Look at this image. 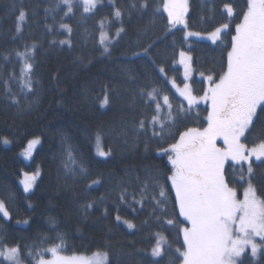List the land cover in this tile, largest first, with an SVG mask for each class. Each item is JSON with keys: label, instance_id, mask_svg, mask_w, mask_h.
<instances>
[{"label": "trees", "instance_id": "obj_1", "mask_svg": "<svg viewBox=\"0 0 264 264\" xmlns=\"http://www.w3.org/2000/svg\"><path fill=\"white\" fill-rule=\"evenodd\" d=\"M130 2L104 0L90 13H84L78 5L74 14L64 16L66 6L55 9L56 0H0V77L7 79L12 72L19 75L22 62L14 50L22 52L25 44L37 45L33 92L26 98L18 95L20 104L15 105L5 96L0 84V199L10 213L9 218L0 214V229L4 230L6 244H20L24 253L25 246L41 245L44 237L48 238L41 245L44 248L59 244L54 239L59 234L64 240L61 252L65 254L104 250L108 253V264H152L156 259L151 256L154 234L159 232L171 246L161 264H169L171 254L182 242L175 228L156 223L149 205L143 209L134 205L137 209L134 212L128 203L119 200L121 186L128 192L138 191L136 176L144 180L158 170L163 182L171 168L168 157L158 151L161 144L134 134L137 122L150 119L152 114V108L145 107L138 93L142 88L159 89L162 95L169 96L174 112L180 107L187 110L188 102L169 81L173 77L180 84L184 82L182 67L176 64L179 52L191 53L195 70L192 87L195 94H204L206 76L215 77L226 69L231 35L235 34V24L240 22L239 13L245 10L246 0H189L191 30L211 32L223 23L230 24L221 41L215 44L207 39L185 38L184 27L171 29L167 13L162 11V0H149L147 10L129 14ZM13 4L22 5L28 13L21 34L15 31L17 13L12 9ZM225 4L233 6L232 17L227 16ZM117 7L123 13L122 23L112 15ZM46 8L53 10L46 14ZM105 18L103 30L112 41L108 54H103L100 44L99 22ZM61 22L72 28L71 34L59 27ZM46 25H51L53 31L48 32ZM121 27L125 31L116 38ZM62 40H69L71 46L60 44ZM149 44L152 47L147 56L133 55ZM9 54L6 61L4 57ZM160 68L164 69L163 73ZM105 86L110 103L101 107ZM12 90L19 92L15 84ZM164 107L166 111L167 106ZM208 107L207 103L193 104L187 118L178 120L172 129L176 138L177 128L182 132L190 127H206ZM180 115L184 117V112ZM261 127L257 124L256 131L244 141L248 146L260 142L256 137ZM122 132L127 133L126 140L120 136ZM98 134L103 150L111 151L108 157L95 151ZM34 137H40L41 143L27 162L21 151ZM3 138H8L10 144L4 145ZM173 142L170 139L162 146L167 148ZM69 146L77 162L87 169V176L69 175L65 171L63 161ZM252 165L253 183L258 194L264 195V180H261L264 163L252 159ZM38 169L40 177L28 194L21 179L25 173ZM226 169L230 185L244 184L233 177L238 172L234 165H227ZM97 179L100 183L92 185ZM171 196L174 197V191ZM89 202H95L94 206L85 210L84 205ZM117 215L121 216L119 222ZM124 220L135 227L128 228ZM244 257L245 264H264V248L259 259L253 258L249 251Z\"/></svg>", "mask_w": 264, "mask_h": 264}, {"label": "snow or ice", "instance_id": "obj_2", "mask_svg": "<svg viewBox=\"0 0 264 264\" xmlns=\"http://www.w3.org/2000/svg\"><path fill=\"white\" fill-rule=\"evenodd\" d=\"M103 2L104 0H56L55 9L65 5L67 10L64 11V16H68L74 14V8L79 5L83 7L84 13H90ZM162 4V11L167 13L169 26L183 25L184 29H188L189 0H162ZM149 6V0H131L128 12L131 14L135 11H144ZM12 9L17 13L15 31L21 34L28 13L22 5L17 7L13 4ZM224 9L228 17L234 15L231 4H225ZM52 10L46 8L45 13ZM112 15L122 23L123 13L118 7ZM239 17L240 22L235 24V34L231 35L226 69L215 77L211 74L206 77L209 87L199 98L192 94L188 84H185L183 89H177L188 101L187 110L180 107L174 112L169 96L162 95L159 89L142 88L138 93L145 107L152 108V114L150 119L142 118L137 122L134 134L137 138L145 136L161 144L158 151L168 157L171 168L168 169L169 174L164 176L163 182L158 170L149 173L144 180L136 176L138 191L128 192L126 187L121 186L119 200L128 203L134 212L137 210L134 205H139L140 209L146 204L149 205L152 210L151 216L155 217L158 225L175 228L178 237L182 236V242L171 254L172 259L169 264H245L246 249L250 248L251 256L259 259L261 249L264 248V195L258 194L257 187L253 183L255 172L252 165V157L264 163L262 159L264 158V0H246L245 10L239 13ZM53 19L55 20V17ZM99 23L100 44L103 46V54H108L112 41L103 31L106 18ZM59 27L69 34L72 32V28L63 22ZM229 27V23H223L208 33L207 38L215 44L221 41L222 35ZM46 29L48 32L53 31L51 25H46ZM124 31L123 27L119 28L116 38ZM198 36H201L200 32L186 31L185 38ZM59 43L71 46L69 40H62ZM151 47L152 44H149L142 52H135L133 55L147 56ZM36 50L35 43L25 44L22 52L14 50L15 55L22 62L19 75L12 72L7 79L0 77L4 94L12 104H20L18 95L26 98L28 93L33 92ZM10 55H6L4 59L9 60ZM179 57V62L185 67V79H187L190 69L188 61L191 57L183 50L179 52ZM159 71L163 73L164 69L160 68ZM13 84L19 88V92H13ZM198 100L209 104L205 117L207 126L190 127L182 132L177 128V139L172 129L176 127L178 120L187 118L191 106ZM109 103L110 94L105 86L100 106L105 107ZM164 106H167L166 111ZM258 108L260 112L257 111ZM182 111L184 117L180 115ZM257 124L262 126L260 135L256 137L260 142L249 148L244 141L256 131ZM120 136L126 140L127 133L122 132ZM170 139L175 142L164 148L163 143H167ZM99 140L100 136L97 135L98 143ZM217 140H222L223 146H218ZM3 143L8 144L9 141L5 138ZM37 143H39L38 139L28 142L23 153L26 158L31 157ZM148 147L146 141L145 151ZM98 154L108 157L111 151L99 150ZM229 161L233 163L229 164ZM244 164L247 165L246 169L243 167ZM226 165L241 166L240 180L247 184L242 198L238 195V188L230 186ZM63 167L69 175L81 177L88 175L87 169L77 162L70 146L65 149ZM24 175L25 180L22 183L24 191L27 192L39 173ZM261 180H264V176ZM99 183L98 179L92 181V185ZM173 191L174 197L171 196ZM94 203L85 204V210L91 209ZM0 214L4 218L10 217L2 200H0ZM116 220L121 221V216L117 215ZM123 222L130 229L135 227L130 221ZM154 235L155 244L151 249V256L156 259L152 264H161V260L171 250V246L164 234L158 232ZM257 237L260 243H257ZM47 239L44 237L41 245ZM54 239H58L60 243L47 248L36 244L25 246L27 252L24 253L20 244L7 245L4 230L0 229V258H2L0 264L4 262L25 264V260L28 264H101V262L107 264L106 252H97L91 257L61 255L63 237L58 234ZM45 253H50L51 258L45 259Z\"/></svg>", "mask_w": 264, "mask_h": 264}, {"label": "rangeland", "instance_id": "obj_3", "mask_svg": "<svg viewBox=\"0 0 264 264\" xmlns=\"http://www.w3.org/2000/svg\"><path fill=\"white\" fill-rule=\"evenodd\" d=\"M187 18H188V17H187ZM176 27H183V25L170 26L171 29H174V28H176ZM185 30H186V31H193V32H200V33H201V36L193 37V38L207 39V40H209V39L207 38V35H208V33H210V32L195 31V30H191L190 28L185 29ZM103 31L107 34V32H106L105 30H103ZM210 41H211V40H210ZM105 43H106V41H105ZM183 51H185V52L187 53V55L191 57V60L188 61L189 65H190V69H189V72H188V78L185 79V67H184L183 64H181V63L179 62V61H180V57L178 56V59H177V61H176V64L182 67V74H183L184 82L180 84V83H178V82L175 80V78H173V77H169V81H170L171 85L174 87V89L176 90V92H177L179 95H180V93H179V91H177V89H178V88H179V89H183L184 85H185V84H188V85H190V87H191L192 94L195 95V96H197V97L199 98V97L202 96L203 94H195V92H194V90H193V87H192V82H191V81H192V78H193V76H194V73H195L194 66H193V62H192V55H191V53H190L189 51H187V50H183ZM206 77H207V76H206ZM173 82H174V85H175V86L173 85ZM208 87H209V82L207 81V88H208ZM207 88H206V90H207ZM180 96H181V95H180ZM181 97H182L184 100H186L183 96H181ZM186 101H187V100H186ZM187 102H188V101H187ZM198 103H206V102H204V101H202V100H198V102L195 103V104H198ZM207 104H208V103H207ZM208 105H209V104H208ZM258 109H259V108H258ZM258 109H257V110H258ZM206 126H207V125H206ZM98 135H99V134H98ZM99 136H100L99 143H98V141H97V136H96V140H95V142H94V144H95V151H96L97 154H98L99 150H103L102 140H101V135H99ZM4 139H5V138H3V140H4ZM6 139L9 141V143H8V144L3 143V144H4V145H9V144H10V140H9L8 138H6ZM33 139H38V140H39V143H37V144L34 146V148H33V150H32L31 157H30V158H26V157L23 155L24 150L26 149V147H27V145H28V142L31 141V140H33ZM29 141L27 142L26 146H25V147L22 149V151H21V156H22L27 162H29V161L33 158V156H34V154H35L37 148L39 147V145H40V143H41V138H40V137H34V138L30 139ZM217 145H218V146H223V141H222V140H217ZM247 146H248V145H247ZM253 146H255V145H253ZM253 146H248V147L251 148V147H253ZM103 151H104V150H103ZM98 155H99V154H98ZM252 159H255V157H252ZM262 159H264V158H262ZM230 163L232 164L233 162L229 161V164H230ZM226 167H227V165H226ZM234 167L236 168V170H237L238 172H237V173H234V174H233V177H234L235 179L239 180L240 183H243V181L240 180L241 166H240V165H234ZM243 167L246 169V168H247V165L244 164ZM36 172H38L39 175H37L35 181L33 182L32 187L29 189V191H27L28 194L31 192L33 186L35 185V183L38 181V179H39V177H40V174H41L40 169L36 170V171L33 172V173H36ZM33 173H31V174H33ZM31 174H29V175H31ZM245 177L247 178V173H246V172H245ZM24 180H25V176L21 179V184H22V185H23L22 181H24ZM230 186H232V185H230ZM233 186H235V187L238 188V195H239L240 198H242V193H243L244 187H247V184L244 183V184H242V186H240V187H239L238 185H233ZM23 187H24V185H23ZM0 200H1V199H0ZM256 240H257V243H260V240H259L258 237L256 238ZM248 251L251 253V249L248 248V249H246L245 254H246ZM97 252H101V253H103V252H106V251H104V250H98V251H95V252H92V253H76V254H65V253H62V252H61V255H65V256L78 255V256L91 257V256H93L94 253H97ZM106 253H107V252H106ZM107 254H108V253H107ZM245 254H244V255H245ZM49 258H51V254H50L49 256H45V259H49ZM108 262H109V258H108L107 264H108ZM25 264H28V263L25 262ZM101 264H103V262H101Z\"/></svg>", "mask_w": 264, "mask_h": 264}]
</instances>
